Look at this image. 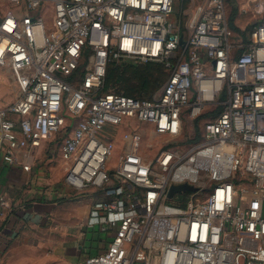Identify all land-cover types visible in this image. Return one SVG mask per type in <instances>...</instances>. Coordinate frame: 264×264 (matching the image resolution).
I'll use <instances>...</instances> for the list:
<instances>
[{
    "label": "built area",
    "instance_id": "2783aa9c",
    "mask_svg": "<svg viewBox=\"0 0 264 264\" xmlns=\"http://www.w3.org/2000/svg\"><path fill=\"white\" fill-rule=\"evenodd\" d=\"M174 2L0 0V67L31 72L0 110V153L29 173L49 152L67 187L108 199L87 225L111 239L85 264H264V22L241 38L225 1L205 0L182 29ZM128 61L164 66L156 97L102 92L108 63ZM183 184L195 191L168 197Z\"/></svg>",
    "mask_w": 264,
    "mask_h": 264
},
{
    "label": "crops",
    "instance_id": "0c3cea01",
    "mask_svg": "<svg viewBox=\"0 0 264 264\" xmlns=\"http://www.w3.org/2000/svg\"><path fill=\"white\" fill-rule=\"evenodd\" d=\"M1 68L0 110L19 96L10 70ZM44 153L37 152L29 173L6 164L0 153V198L11 204L0 219V264H85L108 247L112 233L87 225L95 204L108 199L71 190L63 182L64 164H50Z\"/></svg>",
    "mask_w": 264,
    "mask_h": 264
},
{
    "label": "rangeland",
    "instance_id": "374dc122",
    "mask_svg": "<svg viewBox=\"0 0 264 264\" xmlns=\"http://www.w3.org/2000/svg\"><path fill=\"white\" fill-rule=\"evenodd\" d=\"M205 0H175L174 2V15L173 18L178 22L181 28H185L189 22L190 13L193 5L199 4ZM227 6V18L229 25L233 24L240 32L236 31V34L241 38H245L244 35L256 25L264 22V0H224ZM234 13V19L232 17ZM233 19V21H232ZM252 30V29H251ZM250 30V31H251ZM116 66H109L107 77L104 83V92H120V93H133L136 96L144 97H156L166 81L168 80V72L158 62H152L150 64H141L134 61L128 62H116ZM2 69V68H1ZM11 72V83L15 85L19 91V96L23 94L31 78L30 70L6 68ZM153 74L152 79L147 78L148 72ZM18 96V97H19ZM209 120L208 115H203L193 122V132L190 141H198L202 134L203 126L205 122ZM132 126V129L140 131L145 139L144 145L149 144L153 140L151 132V126L148 124H140L136 121H128ZM130 126V128H131ZM128 127L122 126L117 129L116 135L118 137L129 131ZM188 126L185 130L186 138L189 136ZM188 140V138H187ZM159 147H155L148 151L151 156L156 155ZM45 157L49 158V152L44 151ZM120 153V149H117L114 153V160ZM59 163H63L59 160ZM85 193V194H84ZM86 195L85 192H81V197ZM179 200L182 203H186L189 199L187 196L178 194L175 202ZM83 255V254H82Z\"/></svg>",
    "mask_w": 264,
    "mask_h": 264
},
{
    "label": "trees",
    "instance_id": "16d2710c",
    "mask_svg": "<svg viewBox=\"0 0 264 264\" xmlns=\"http://www.w3.org/2000/svg\"><path fill=\"white\" fill-rule=\"evenodd\" d=\"M234 13H233V15H232V17H233V19H234ZM233 19H232V21H233ZM230 27L236 32H240V30L238 29V28H236L233 24H231L230 25ZM251 29H253V28H251ZM250 29V30H251ZM250 30L248 31V32H250ZM244 37L246 38V33H245V35H244ZM115 63L116 62H109L108 63V65H107V67H106V75H105V78L107 77V74H108V70H109V66H116L115 65ZM148 64H150V63H148ZM145 65H147V64H145ZM164 67V66H163ZM165 69V68H164ZM166 70V69H165ZM82 71V69H79L78 71H77V73H76V75H79L80 73H82L81 72ZM154 76H153V74H151V72L149 71L148 72V74H147V78L148 79H152ZM106 81V80H105ZM105 83V82H104ZM104 88V87H103ZM102 92L103 93H106V92H104V90H102ZM114 93H117V94H123V95H125V96H128V97H133V98H136V99H151V97H144V96H136V95H134L133 93H120V92H114Z\"/></svg>",
    "mask_w": 264,
    "mask_h": 264
},
{
    "label": "water",
    "instance_id": "95a60500",
    "mask_svg": "<svg viewBox=\"0 0 264 264\" xmlns=\"http://www.w3.org/2000/svg\"><path fill=\"white\" fill-rule=\"evenodd\" d=\"M185 191H195V189L187 184L172 186L169 190L168 197L172 198L176 193L185 192Z\"/></svg>",
    "mask_w": 264,
    "mask_h": 264
}]
</instances>
